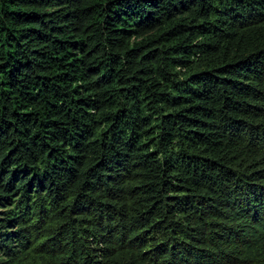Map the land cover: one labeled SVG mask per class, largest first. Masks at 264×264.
I'll list each match as a JSON object with an SVG mask.
<instances>
[{
	"label": "trees",
	"instance_id": "1",
	"mask_svg": "<svg viewBox=\"0 0 264 264\" xmlns=\"http://www.w3.org/2000/svg\"><path fill=\"white\" fill-rule=\"evenodd\" d=\"M0 264H264V0H0Z\"/></svg>",
	"mask_w": 264,
	"mask_h": 264
}]
</instances>
